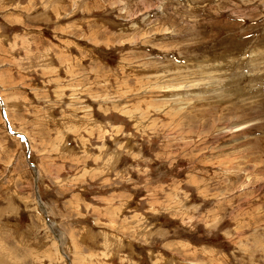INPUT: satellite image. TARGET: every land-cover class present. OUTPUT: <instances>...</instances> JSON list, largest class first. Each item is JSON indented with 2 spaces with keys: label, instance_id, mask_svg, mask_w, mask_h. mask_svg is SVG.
Masks as SVG:
<instances>
[{
  "label": "rangeland",
  "instance_id": "1",
  "mask_svg": "<svg viewBox=\"0 0 264 264\" xmlns=\"http://www.w3.org/2000/svg\"><path fill=\"white\" fill-rule=\"evenodd\" d=\"M0 80V261L264 264V0H0Z\"/></svg>",
  "mask_w": 264,
  "mask_h": 264
},
{
  "label": "crops",
  "instance_id": "2",
  "mask_svg": "<svg viewBox=\"0 0 264 264\" xmlns=\"http://www.w3.org/2000/svg\"><path fill=\"white\" fill-rule=\"evenodd\" d=\"M25 38L26 37H22L21 39H23V40H25ZM26 39H29V38H26ZM33 42V41H32ZM27 43H28V41H27ZM23 62V59H21L20 60V62L19 63H22ZM18 74H20L19 72H18ZM3 80H6L7 81V83L5 84V85H10L9 87H12L13 85H11V84H9L10 82H11V79H9V77L8 78H4ZM15 80V79H14ZM0 82H1V80H0ZM56 139H57V141H58V138L56 137ZM24 232V234H26L25 233V231H23ZM20 233V232H19ZM21 235L23 234V233H20ZM26 236V235H25ZM22 237H23V235H22ZM104 237V236H103ZM105 238H108V236H105ZM38 241V240H37ZM106 242H105V244H104V246L106 247V245H108V246H110V242L108 241V240H105ZM36 242V241H35ZM120 244V243H119ZM13 248L12 247H10V246H8V245H4L3 246V250H2V253H4V254H9V257H6L5 255H3V257L4 258H6V259H3L2 261H0V263H4V264H24V263H22L21 261H19V259H18V256L17 255H15L14 254V252H13V250H12ZM22 253H23V255H25V253H26V256L25 257H23V258H28L29 256H30V254L28 253V251L26 252V250H22ZM22 255V256H23Z\"/></svg>",
  "mask_w": 264,
  "mask_h": 264
},
{
  "label": "water",
  "instance_id": "3",
  "mask_svg": "<svg viewBox=\"0 0 264 264\" xmlns=\"http://www.w3.org/2000/svg\"><path fill=\"white\" fill-rule=\"evenodd\" d=\"M0 102H1V101H0ZM0 112H1V117H2V119H3V122H4V126H5V128L7 129V131H10L9 124H8L7 121H6V117H5L4 109L2 108V109L0 110ZM11 135H12V136H17L16 134H11ZM25 142H26V141H25ZM26 148H27L26 157H27V159H28V158H29L28 156L30 155L28 142H26ZM31 165H32V164H31ZM32 167H33V166H32ZM33 169H34L35 178H36V169H35V168H33ZM35 192H36V196L38 197L37 188H36V180H35ZM38 200H39V198H38Z\"/></svg>",
  "mask_w": 264,
  "mask_h": 264
},
{
  "label": "bare ground",
  "instance_id": "4",
  "mask_svg": "<svg viewBox=\"0 0 264 264\" xmlns=\"http://www.w3.org/2000/svg\"><path fill=\"white\" fill-rule=\"evenodd\" d=\"M9 100V99H8ZM0 105H1V109L3 108L4 109V112H5V106H4V102H3V100L0 98ZM10 101V100H9ZM7 102V101H6ZM7 104H8V102H7ZM10 105V104H9ZM12 105V104H11ZM10 105V106H11ZM5 117H6V113H5ZM6 121H7V123H8V119L6 118ZM9 124V123H8ZM9 127H10V125H9ZM10 130H11V128H10ZM12 131V130H11ZM22 135V134H21ZM27 138V137H26ZM27 142H29V145H30V141L28 140V138H27V140H26ZM30 148H31V145H30ZM33 165V168H35L36 169V187H37V190H38V177H39V174H38V169L36 168V166L34 165V164H32ZM37 198H39V196L37 197ZM38 202L40 203V205L43 207V208H45V205L43 204V202L41 201V199H39L38 200ZM46 216H48V215H46Z\"/></svg>",
  "mask_w": 264,
  "mask_h": 264
}]
</instances>
